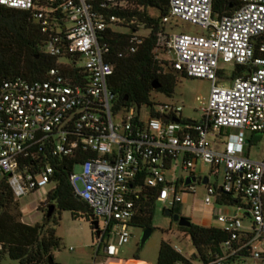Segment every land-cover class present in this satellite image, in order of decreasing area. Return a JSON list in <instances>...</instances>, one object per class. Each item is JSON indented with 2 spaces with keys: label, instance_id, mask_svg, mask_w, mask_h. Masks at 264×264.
<instances>
[{
  "label": "built area",
  "instance_id": "2783aa9c",
  "mask_svg": "<svg viewBox=\"0 0 264 264\" xmlns=\"http://www.w3.org/2000/svg\"><path fill=\"white\" fill-rule=\"evenodd\" d=\"M230 1L236 3L230 15L213 17L211 0H169L164 23L174 18L203 32L158 34L153 51L174 71L211 82L195 122L181 119L180 105L149 98L136 107L115 106L104 36L124 27L117 13L130 6L129 0H0L2 6L30 14L45 37L44 54L56 59L43 79H0V178L7 177L14 197L54 187L55 167L80 161V174L71 165L69 183L98 220L96 254L113 237L104 244L105 257L113 259L128 242L129 226L145 203L172 210L200 187L205 205L233 210L215 214V227L228 238L221 254L205 264H264V161L250 159L245 147L254 142L231 132L264 135V0ZM143 36L132 31L117 57L134 54ZM226 64L243 66L247 73L224 76ZM198 163L215 176L222 168V183L197 174ZM164 172L172 173L170 180ZM186 178L194 181L185 184ZM221 194L234 201H221ZM241 218L251 225L243 226Z\"/></svg>",
  "mask_w": 264,
  "mask_h": 264
},
{
  "label": "trees",
  "instance_id": "16d2710c",
  "mask_svg": "<svg viewBox=\"0 0 264 264\" xmlns=\"http://www.w3.org/2000/svg\"><path fill=\"white\" fill-rule=\"evenodd\" d=\"M129 3L126 10L117 13L129 31L120 33L108 30L104 36V41L110 46L109 58L113 64V74L109 80V89L116 95V107L146 103L153 91L151 83L155 79L159 83L156 91L170 96L177 77H187L168 67L165 61L156 59L153 53L158 34H166L163 18L168 15L169 0H129ZM211 4L213 17H222L230 15L236 3L230 0H211ZM152 8L158 12L157 15L150 13ZM142 28L148 34L143 36L144 41L137 51L122 58L117 57V53L127 46L132 31ZM44 40L39 24L28 12L0 5V79L19 77L33 81L45 78L56 59L44 54ZM246 73L245 67L235 65L230 75L245 76ZM75 163L80 161L73 159L67 161L68 165L62 161L60 166L55 167V185L39 206L43 212L42 221L33 225L22 222L19 204L7 183V177L0 178V264L4 257L18 264H48V256H52V250L60 244L55 227L62 211H69L73 219L81 218L90 222V216L93 215L91 208L74 194L68 180L71 165ZM220 198L223 202L234 201L229 195L221 194ZM51 205L54 209L47 217V209ZM145 207L130 225L151 229L153 201L145 203ZM180 210L178 206L172 212L180 214ZM177 227L189 237L196 252L192 257L202 264L220 255L221 244L228 238L227 233L215 226L192 223L190 227ZM191 261L174 250L172 245L162 241L155 264H191Z\"/></svg>",
  "mask_w": 264,
  "mask_h": 264
},
{
  "label": "rangeland",
  "instance_id": "374dc122",
  "mask_svg": "<svg viewBox=\"0 0 264 264\" xmlns=\"http://www.w3.org/2000/svg\"><path fill=\"white\" fill-rule=\"evenodd\" d=\"M150 13L152 15L158 14L153 8L150 9ZM115 30L119 32L128 31L124 27H115ZM202 32L203 31L199 27L174 18H171L169 22L165 24L166 34L187 33L200 35ZM139 33L141 35H147L148 31L142 28L139 30ZM159 57L162 58L163 56L159 55ZM59 61L63 62L65 59L61 58ZM232 70L233 66L226 64L224 76L229 75ZM219 82L224 86H229L230 84L229 81L224 79H219ZM210 88L211 82L207 79L179 76L177 77L174 91L170 96L153 90L149 95V100L152 102H168L180 105L182 107L180 113L181 119L198 122L202 115L201 108L205 107L208 100ZM131 105L137 106L136 103H132ZM120 114L121 113H119V115ZM115 121H119V117H116ZM231 132L241 134L247 139H251L253 135L244 130L238 131L233 129ZM245 154L254 161H264V135L261 136L258 141L247 145L245 147ZM72 172L74 174H80L81 165L75 163L72 167ZM196 173L200 175L210 174L209 166L198 163ZM171 174V172H164V176L167 180H170ZM177 175L182 177L186 176L183 172H179ZM222 180V168H220L217 176H210L211 183L216 182L220 185ZM77 186L82 188L80 182L77 183ZM51 189V184L44 185L38 190L17 199L23 223L33 225L42 221L43 212L39 209V206L46 198L47 192ZM202 195L203 192L201 188L197 187V195L195 197L191 195L184 196L183 202L180 205V215L189 218L192 222L219 226V223L214 220L215 214L228 210L232 212L233 210L218 205H205ZM165 209L167 208L162 203H154L151 229L144 241L142 240L146 234V230L140 226L130 225V238L127 243L118 247V253L113 259L106 258L104 254V244L107 241H112L113 237L106 238L96 254L98 240L95 239L89 222L81 218L73 219L69 211H62L60 221L55 227L56 236L59 238L60 244L58 248L52 250V258L57 264H108L110 260H115V262L112 261L110 263L115 264L117 263L116 260L124 262L136 259L143 263L155 264L160 244L164 241L173 247L175 246L182 256L191 259V264H202L199 260L192 257L196 252L189 237L178 229L177 224L173 222L170 217L164 214ZM241 220L243 226L249 227L251 225L249 219L241 218ZM246 262L249 263L250 259H247ZM1 264L18 263L4 257L1 260Z\"/></svg>",
  "mask_w": 264,
  "mask_h": 264
},
{
  "label": "water",
  "instance_id": "95a60500",
  "mask_svg": "<svg viewBox=\"0 0 264 264\" xmlns=\"http://www.w3.org/2000/svg\"><path fill=\"white\" fill-rule=\"evenodd\" d=\"M151 87H152L153 90H157L159 88V83H158L157 79L152 81ZM124 100L127 101V98H125ZM261 136H262L261 133H254L252 135V138L250 140H247V142H256V141H258L260 139ZM193 181H194V178H186L185 184H189V183H191ZM206 182H207V179L203 178L202 179V183L205 184ZM53 209H54L53 205L48 207L47 214H46L47 217H49L51 215V213L53 212ZM164 214L166 216L170 217L171 220L173 222H175L180 227H190L192 225V221L189 218L183 217V216H181L178 213H173L172 210H170V209H165L164 210ZM89 224L92 227V230H93L95 236L97 238H99L100 237L99 224H98V220L95 219L94 215L90 216ZM145 230H146V234L143 237L142 241H144V239L146 238L148 232L150 231V229H145ZM48 264H57V263L54 262V260H53L51 255L48 256Z\"/></svg>",
  "mask_w": 264,
  "mask_h": 264
},
{
  "label": "crops",
  "instance_id": "0c3cea01",
  "mask_svg": "<svg viewBox=\"0 0 264 264\" xmlns=\"http://www.w3.org/2000/svg\"><path fill=\"white\" fill-rule=\"evenodd\" d=\"M192 223H194V224H198V225H201V226H206V227H208V226H213V225H206V224H201V223H196V222H192ZM115 262V260H111V261H109L108 262V264H110L111 262ZM130 261H135V262H141V263H143L142 261H139V260H130ZM116 262H122L121 260H116ZM124 262H127V261H124ZM123 262V263H124ZM129 262V261H128ZM143 264H147V263H143Z\"/></svg>",
  "mask_w": 264,
  "mask_h": 264
},
{
  "label": "bare ground",
  "instance_id": "6f19581e",
  "mask_svg": "<svg viewBox=\"0 0 264 264\" xmlns=\"http://www.w3.org/2000/svg\"><path fill=\"white\" fill-rule=\"evenodd\" d=\"M115 264H143V263H141V262H135V261H127V262H117V263H115Z\"/></svg>",
  "mask_w": 264,
  "mask_h": 264
},
{
  "label": "flooded vegetation",
  "instance_id": "af4514ba",
  "mask_svg": "<svg viewBox=\"0 0 264 264\" xmlns=\"http://www.w3.org/2000/svg\"><path fill=\"white\" fill-rule=\"evenodd\" d=\"M94 233V232H93ZM94 237L96 238L95 234H94Z\"/></svg>",
  "mask_w": 264,
  "mask_h": 264
}]
</instances>
